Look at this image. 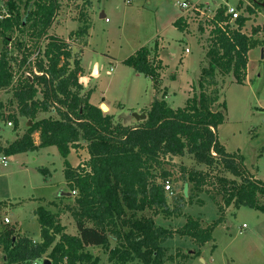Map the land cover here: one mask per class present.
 I'll use <instances>...</instances> for the list:
<instances>
[{
  "label": "trees",
  "instance_id": "trees-1",
  "mask_svg": "<svg viewBox=\"0 0 264 264\" xmlns=\"http://www.w3.org/2000/svg\"><path fill=\"white\" fill-rule=\"evenodd\" d=\"M255 3L260 6L259 0ZM60 5V0H6L7 10L0 12V88H11L16 106V111L6 117L14 122V129L19 126V116L32 122L22 136L0 147V152L11 155L58 147L71 195L77 191L74 203L64 208L76 220L78 233L67 232L60 211L38 206L35 214L40 240L18 225L0 224L3 264H40L45 258L52 264H98L100 257L88 250L95 245L102 246L115 264L136 260L141 264H165L176 256L169 254L165 246L169 239L179 235L204 246L213 240L215 228L225 220L231 205L237 209L249 206L264 213V180L255 178L245 164V156L239 151L229 152L218 135L227 110L226 100L220 101V77L232 74L237 83L246 81L249 51L264 46V41L255 36L259 28L247 35L242 32L247 17L240 16L229 24L227 6L217 9L212 22L227 24L216 25L207 36L199 91L182 107L174 108L166 99L158 43L153 48L141 46L126 57L123 62L150 77L160 94L144 108L147 118L129 125L91 103L92 89L85 90L80 82L84 73L82 57L74 55L70 40L49 34ZM84 17L83 13V23L71 36L89 34L90 20ZM174 25L180 30L188 27L182 17ZM199 28L204 32L202 24ZM17 31L20 35H15ZM3 109L0 102V118ZM40 113L49 114L39 118ZM37 132L38 144L34 136ZM82 143L86 144L89 159L73 167L68 156ZM186 154L208 171L183 166L180 174L189 182V196L182 192L170 206L165 183L172 172L166 165L173 157ZM201 192L209 193L217 204L218 218L205 223L189 215L178 228L157 225L156 216H180L187 203L204 204L198 197ZM193 255H199L198 251Z\"/></svg>",
  "mask_w": 264,
  "mask_h": 264
},
{
  "label": "rangeland",
  "instance_id": "rangeland-1",
  "mask_svg": "<svg viewBox=\"0 0 264 264\" xmlns=\"http://www.w3.org/2000/svg\"><path fill=\"white\" fill-rule=\"evenodd\" d=\"M179 1L184 0H60L61 5L54 16L49 34L70 40L74 55L83 58L88 74H92L95 63L100 66L99 77L97 68L92 75L98 77L97 80L94 79L97 86L94 100L99 101L104 96L105 101L117 109L118 121L124 124L134 120L135 112L143 114L144 108L154 98L152 79L123 62L140 46L152 48L160 42L161 57L166 64L162 74L163 83L170 91L169 104L172 107L186 104L189 86L193 88L189 93L199 91L198 79L209 33L208 30L201 32L200 25L194 22L185 31L175 27L174 21L183 12L178 5ZM186 1L209 4L212 8L226 3L243 7L254 5V0ZM257 8L261 13L257 12L246 26L250 32L258 27L259 32L255 36L264 41V7ZM6 10V0H0V12ZM102 12L108 20L100 17ZM83 13L84 18L90 20L89 34L85 37L77 34L71 36V32H75L83 23ZM17 34L18 31L15 35ZM186 48L190 51L186 52ZM263 49L264 46H258L250 52L248 79L244 83H237L232 74L220 77V101L226 100L228 109L225 122L218 131L220 140L229 151L241 149L247 167L261 180H264ZM182 55H186L184 64L180 63ZM172 74H181L177 82L173 81ZM0 102L4 104V116L0 118V144L7 145L17 137L19 131L14 129V124L8 125L10 119L6 117L16 111L11 88H0ZM221 110L225 112L222 107ZM47 114L49 113H40L38 117ZM52 114L56 115L55 112ZM22 120V130L25 131L28 123L25 117ZM3 153L0 152V157ZM70 158L76 161L75 155L71 154ZM183 166L208 171V167L197 164L189 154L170 159L166 165L172 172L169 180L171 188L166 189L170 206H173L174 199L181 196L184 190L186 181L180 174ZM40 168L50 171L44 173ZM222 173L236 178L230 173ZM205 188L211 190L209 186ZM67 191L70 192V188L65 178L64 157L56 145L8 155L7 165L0 160V224H3L1 219L7 215L12 219L10 224L18 225L34 239L40 238V224L34 211L38 206H44L53 212L60 211V218L62 216L61 221L66 225L67 232L77 234L76 220L64 208L67 204L58 208L56 201L50 200ZM75 195L70 198V204L74 203ZM198 197L204 200V204L187 203L180 216H156L157 225L178 228L184 225L189 215L199 217L205 223L218 218L219 209L210 194L201 192ZM218 199L221 200V196ZM261 200L264 202V198ZM213 236V240L202 247L197 246L189 237L176 235L169 239L165 246L168 247L169 254L176 256L175 260L166 261L165 264H264L263 212L249 206L237 209L231 205L226 210L225 220L215 228ZM88 250L100 257L98 264H115L109 260L108 253L102 246H89ZM178 251L181 255L177 254ZM195 251L199 255H193ZM0 264H3L1 248ZM130 264L141 263L136 260Z\"/></svg>",
  "mask_w": 264,
  "mask_h": 264
},
{
  "label": "crops",
  "instance_id": "crops-1",
  "mask_svg": "<svg viewBox=\"0 0 264 264\" xmlns=\"http://www.w3.org/2000/svg\"><path fill=\"white\" fill-rule=\"evenodd\" d=\"M255 1V0H254ZM259 3H260V7H264V1H259ZM199 4H205V3H199ZM223 4H225V3H223ZM226 4H228V3H226ZM207 5H209V4H207ZM210 6V5H209ZM220 6V5H219ZM102 14H103V12H102ZM102 14H101V18H106V14H105V16H102ZM93 16V15H92ZM179 18V17H178ZM177 18V19H178ZM176 19V20H177ZM187 30V29H186ZM185 31V30H184ZM88 38H87V43H88ZM86 43V44H87ZM158 43V54H159V58L160 59H162V61H163V65H164V68L162 69V71H161V76H162V88L167 92V95H166V99H167V101H168V103H169V98H170V95H169V93H170V91H169V89L167 88V87H165L166 86V84H164L163 82V71H164V69L166 68V64H165V62H164V60H163V58L161 57V52H160V42L158 41L157 42ZM144 46V45H143ZM85 47V46H84ZM141 47V46H140ZM139 47V48H140ZM139 48H137V49H139ZM153 48V47H152ZM136 49V50H137ZM252 51V49L249 51V54H250V52ZM263 52H264V49L262 50ZM83 54H84V50H83ZM82 60H83V58H82ZM123 61H124V59H123ZM249 61H250V58H249ZM186 62V55H182L181 56V58H180V63H182V64H184ZM82 65H83V67H84V73H83V75H81L80 76V82L84 85V88H85V90H88V89H92V94H91V98H90V101H91V103H93V104H95V105H98V106H101V104L102 103H105L107 106H108V111H107V113H109V114H112V115H114V117H115V119H117V113H116V108H113L110 104H108L106 101H105V99H104V96H102L103 98L101 99V100H99V101H96V100H94V94H95V92H96V89H97V86H96V84H94V79L95 80H97L98 79V77H99V74H100V66L97 64V63H95L94 65H93V68H92V74L91 73H89L88 74V69L85 67V65L83 64V62H82ZM248 65H249V62H248ZM97 68V70H98V73H97V78L96 77H92V75L94 74V72H95V69ZM177 73V72H176ZM180 75L181 74H172V78H173V81L174 82H177L178 80H179V78H180ZM83 79V80H82ZM248 79V68H247V78H246V80ZM193 83V82H192ZM193 88L191 87V86H189V88H188V97L189 96H191L192 94L191 93H189V91L190 90H192ZM160 97V94L159 93H157L156 92V90H155V88H154V98L155 97ZM188 97H187V99H188ZM154 98H153V100H154ZM187 99H186V101H187ZM153 100L150 102V105H151V103L153 102ZM227 102V101H226ZM149 105V106H150ZM170 105V104H169ZM148 106V107H149ZM180 107H182V106H180ZM177 108V107H176ZM227 109H228V104H227ZM227 111V110H226ZM138 112H140V111H138ZM22 117L23 116H19V119H20V121H19V126L15 129L16 131L17 130H19L18 131V135H17V137L14 139V140H16L18 137H20V136H22L23 135V133L25 132V131H23L22 130ZM27 120V119H26ZM118 120V119H117ZM141 121H143V120H141ZM27 122V121H26ZM137 123H139V120H137L136 118H134V120H132V121H130V122H128L127 124H129V125H135V124H137ZM222 125V124H221ZM220 125V126H221ZM220 126H219V128H220ZM219 128H218V131H219ZM26 130V129H25ZM35 137H37V138H35V140H36V143L38 144L39 142H40V138H39V133L37 132V133H35V135H34ZM220 139V138H219ZM13 140V141H14ZM12 141V142H13ZM221 141V140H220ZM222 142V141H221ZM11 142H9L7 145H5V144H0V147H6V146H8L9 144H10ZM223 143V142H222ZM224 144V143H223ZM225 145V144H224ZM226 146V145H225ZM227 148V147H226ZM38 149V148H37ZM227 150H228V148H227ZM229 151V150H228ZM237 151H239V152H241L242 153V151H241V149H238ZM229 152H235V151H229ZM71 154H73V155H75V159H76V161L74 162L71 158H70V155ZM243 154V153H242ZM244 155V154H243ZM245 156V155H244ZM89 159V153H88V149H87V147H86V144L85 143H82V147H79V148H72L71 149V152H70V154H69V156H68V161L70 162V164L73 166V167H77L78 165H84L85 164V162L87 161ZM245 162H246V158H245ZM246 164V163H245ZM64 168H65V165H64ZM44 169V173H49L48 171H50L49 169H47V168H43ZM249 169V168H248ZM250 171V170H249ZM251 172V171H250ZM252 173V172H251ZM253 174V173H252ZM254 175V174H253ZM255 178H257L256 176H255ZM258 179V178H257ZM66 183H67V180H66ZM68 184V183H67ZM71 197H73L72 195H68V191L67 192H64L63 193V195L62 196H58V197H55V198H53V199H50V200H55L56 202V204L58 205V208H60V207H62L61 205H65V204H70V198ZM49 200V201H50ZM71 204H73V203H71ZM35 212V211H34ZM3 219V218H2ZM2 219H1V222H2ZM61 219H62V216H61ZM18 222V221H17ZM11 223H12V219H11ZM23 231V230H22ZM23 232H25V231H23ZM40 238H41V235H40ZM40 238H35V240H40ZM3 254V253H2Z\"/></svg>",
  "mask_w": 264,
  "mask_h": 264
},
{
  "label": "built area",
  "instance_id": "built-area-1",
  "mask_svg": "<svg viewBox=\"0 0 264 264\" xmlns=\"http://www.w3.org/2000/svg\"><path fill=\"white\" fill-rule=\"evenodd\" d=\"M260 4V3H259ZM179 7L182 9V15L180 17H182L183 21L189 25L191 23H197L198 25L202 24L204 27V30L207 31L208 33H210V31L216 27V25H220L222 27L226 26L227 22H219L218 24H215L214 22H212L213 17L215 16L217 9L220 7H216V8H212L211 6L207 5V4H199V3H193V2H189V1H179L178 2ZM227 8H226V14H230L231 18L229 20V24H233L235 22V20L237 18H239L240 16H245L247 17V22H249V20H253L254 16H256V13L258 12L259 14L261 12H259L257 7V4L254 1V5L253 4H248V6H238V5H230V4H226ZM257 6V7H256ZM251 8L253 11H250L248 8ZM106 20H108V18H106ZM246 22V25H247ZM244 26L242 28V32L247 34V35H252L253 32L251 30V32L249 31V28L247 26ZM264 26H262L263 28ZM189 48H186V52H189ZM14 124L13 121L9 120L8 121V125L12 126ZM1 162L4 165L8 164V155H6L5 153H3V155L0 157ZM165 188L166 189H170L171 188V184L170 181H166L165 183ZM73 194H76L77 191L73 190L72 191ZM3 223H11V218L9 216H4V218L2 219ZM242 232V230H241ZM39 264V263H36ZM41 264V263H40Z\"/></svg>",
  "mask_w": 264,
  "mask_h": 264
},
{
  "label": "water",
  "instance_id": "water-1",
  "mask_svg": "<svg viewBox=\"0 0 264 264\" xmlns=\"http://www.w3.org/2000/svg\"><path fill=\"white\" fill-rule=\"evenodd\" d=\"M102 16H105V13L102 14ZM100 108L106 112L108 110V106L105 104V103H102ZM217 110V105L214 107V111ZM134 116L137 120H145L147 118V114L143 113H139V112H135L134 113ZM32 122L31 120H29L28 122V125H30ZM184 196L185 197H188L189 196V182H185V185H184ZM68 195H71V192H68ZM42 264H52L51 260L48 259V258H45L43 261H42Z\"/></svg>",
  "mask_w": 264,
  "mask_h": 264
},
{
  "label": "bare ground",
  "instance_id": "bare-ground-1",
  "mask_svg": "<svg viewBox=\"0 0 264 264\" xmlns=\"http://www.w3.org/2000/svg\"><path fill=\"white\" fill-rule=\"evenodd\" d=\"M108 110H109V109H108ZM108 110H107V111H108Z\"/></svg>",
  "mask_w": 264,
  "mask_h": 264
}]
</instances>
